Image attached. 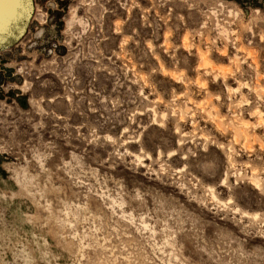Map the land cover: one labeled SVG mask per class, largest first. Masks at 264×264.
<instances>
[{"label":"rangeland","instance_id":"374dc122","mask_svg":"<svg viewBox=\"0 0 264 264\" xmlns=\"http://www.w3.org/2000/svg\"><path fill=\"white\" fill-rule=\"evenodd\" d=\"M33 1L0 43V264H264V0Z\"/></svg>","mask_w":264,"mask_h":264},{"label":"bare ground","instance_id":"6f19581e","mask_svg":"<svg viewBox=\"0 0 264 264\" xmlns=\"http://www.w3.org/2000/svg\"><path fill=\"white\" fill-rule=\"evenodd\" d=\"M20 5H21V4H20ZM21 7H23V6H21ZM16 15H17V14H16ZM15 19H16V18H15ZM69 21H70L69 23L72 24L73 19H72V20H69ZM186 41H187V37L185 36V37L183 38V44H184V45H186ZM186 46H187V45H186ZM221 53L225 55V51H222ZM200 56H201V58H202L203 61H202V63H200V64L198 65V68H201V69L205 70V73H206V74H210L211 71H213V70H217V69L215 68V66L213 65V63H212V62L206 57V55H205L204 53L201 52V53H200ZM224 70H225V69H224ZM163 71H164L165 73L170 74V76H171L172 78H175V76H177L175 72H168V70H167L166 68H164ZM220 73H221V70H220V71H217V73H216L215 76L217 77V76H218L217 74H220ZM224 76H225V74H224ZM203 84H205V83H203ZM203 84H201V85H203ZM203 86H205V85H203ZM245 87H246V86H245ZM247 87H248V86H247ZM154 116H155V118H154L155 122H154V123L158 124L157 119H156V116H157V112H156V110H154ZM162 118H164V119L167 118V114H166L165 112L162 113ZM180 119H181V121H184V118H183V117H181ZM158 125H159V124H158ZM218 128H219V127H218ZM178 131H179V130L176 129V132H178ZM186 134H187V133L183 132V133H182V136H185ZM200 137H201V136H200ZM234 142H238V139H237L236 136L234 137ZM183 144H184V142H183L181 139H179V140H178V145L180 146V145H183ZM248 149H250V148L248 147ZM176 154H177V151H176V150H173V151L169 152L168 156L173 157V156L176 155ZM136 155L138 156V159H143V158H144V157H142V156H140V155H138V154H136ZM159 156H161V153H160V152H159ZM146 157H147V158H151L150 154H147ZM186 157H187L186 155L183 156V158H186ZM185 169H186V166L184 165L183 168H179V169H177V171H178V170L181 171V170H185ZM252 173H256V171L253 170ZM226 181H227V174H225V176L222 178V185L225 184ZM250 183H252V184L255 185L256 187L259 186V182L255 181V180H251ZM209 189H210V193L212 194V199L217 200V201H220L221 203H224V204L232 203V202H233V199H232V198H228L226 201L219 200L218 197H217V195H216V191H215V189H214L213 187H210ZM110 197H111V196H110ZM110 199H111V203H110L109 206H110V208L113 210V212H117V211H118L117 208H116V206H118V207H119L118 209H120L121 213H122L125 217H128L127 219H128L129 221H131V222H133V223H136V217H135V215L132 214V213L127 212V210L125 209V202H124L123 200H118V199H116L115 197H111ZM79 207H80V206H79ZM64 210H65V209H64ZM234 212H236V213L240 212L243 216H246V217L252 216L254 219H258V218L260 217V214H259L258 212H255V213H249V212H246V211H242V210L240 209V207H238V206L234 207ZM65 215H66V214H65ZM140 222H141L140 224H143L144 227H148V224H147V223H145V222H143V221H140ZM70 224H71V223H70ZM153 232H154V231H153ZM169 264H172V263H169ZM183 264H185V263H183Z\"/></svg>","mask_w":264,"mask_h":264},{"label":"crops","instance_id":"0c3cea01","mask_svg":"<svg viewBox=\"0 0 264 264\" xmlns=\"http://www.w3.org/2000/svg\"><path fill=\"white\" fill-rule=\"evenodd\" d=\"M28 14L27 0H0V43L9 38L14 26L23 23Z\"/></svg>","mask_w":264,"mask_h":264},{"label":"flooded vegetation","instance_id":"af4514ba","mask_svg":"<svg viewBox=\"0 0 264 264\" xmlns=\"http://www.w3.org/2000/svg\"><path fill=\"white\" fill-rule=\"evenodd\" d=\"M33 1V0H32ZM34 2V1H33ZM65 6H66V4H64ZM60 11L62 12V11H64V8H61L60 9ZM74 12H76L75 13V15L77 16V18H79V17H81V16H79V14H78V7H74L72 10H71V13H72V17H73V15H74ZM71 13H70V16H71ZM32 14V13H31ZM31 14H30V16H31ZM60 14H62V13H58V15H60ZM56 18H57V20H55V21H57V22H62L63 20H64V17L63 16H55ZM71 17V18H72ZM30 18V17H29ZM70 18V19H71ZM69 19V18H68ZM66 20L67 22H66V26H67V23H68V21L70 20ZM76 23V22H75ZM75 23H74V25H75ZM61 24H59L58 26H60ZM57 45V44H56Z\"/></svg>","mask_w":264,"mask_h":264}]
</instances>
